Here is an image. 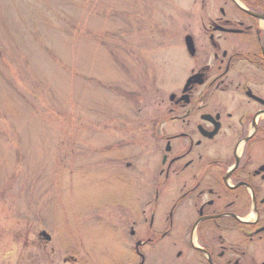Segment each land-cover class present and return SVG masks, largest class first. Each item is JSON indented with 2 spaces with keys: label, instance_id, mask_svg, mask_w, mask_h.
I'll list each match as a JSON object with an SVG mask.
<instances>
[{
  "label": "rangeland",
  "instance_id": "1",
  "mask_svg": "<svg viewBox=\"0 0 264 264\" xmlns=\"http://www.w3.org/2000/svg\"><path fill=\"white\" fill-rule=\"evenodd\" d=\"M202 1L0 0V264H128L106 220L140 192L129 132L171 91Z\"/></svg>",
  "mask_w": 264,
  "mask_h": 264
},
{
  "label": "flooded vegetation",
  "instance_id": "2",
  "mask_svg": "<svg viewBox=\"0 0 264 264\" xmlns=\"http://www.w3.org/2000/svg\"><path fill=\"white\" fill-rule=\"evenodd\" d=\"M193 9L177 78L186 75L168 78L154 117L129 132L147 162L140 192L113 202L106 220L122 254L114 259L264 264V0H203ZM123 166L136 175L130 161ZM124 184L130 189L131 178ZM61 264L84 259L70 253Z\"/></svg>",
  "mask_w": 264,
  "mask_h": 264
},
{
  "label": "water",
  "instance_id": "3",
  "mask_svg": "<svg viewBox=\"0 0 264 264\" xmlns=\"http://www.w3.org/2000/svg\"><path fill=\"white\" fill-rule=\"evenodd\" d=\"M40 236H42L46 241H48L50 238L45 232H41Z\"/></svg>",
  "mask_w": 264,
  "mask_h": 264
}]
</instances>
